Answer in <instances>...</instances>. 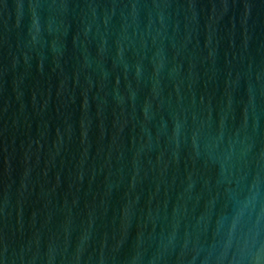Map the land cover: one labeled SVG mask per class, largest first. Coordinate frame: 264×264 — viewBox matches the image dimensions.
I'll return each instance as SVG.
<instances>
[{
    "label": "water",
    "instance_id": "1",
    "mask_svg": "<svg viewBox=\"0 0 264 264\" xmlns=\"http://www.w3.org/2000/svg\"><path fill=\"white\" fill-rule=\"evenodd\" d=\"M0 264H264V0H0Z\"/></svg>",
    "mask_w": 264,
    "mask_h": 264
}]
</instances>
